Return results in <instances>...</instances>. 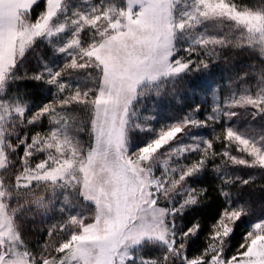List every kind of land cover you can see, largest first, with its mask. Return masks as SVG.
I'll list each match as a JSON object with an SVG mask.
<instances>
[{
  "label": "snow or ice",
  "instance_id": "obj_1",
  "mask_svg": "<svg viewBox=\"0 0 264 264\" xmlns=\"http://www.w3.org/2000/svg\"><path fill=\"white\" fill-rule=\"evenodd\" d=\"M0 264H264V0H0Z\"/></svg>",
  "mask_w": 264,
  "mask_h": 264
}]
</instances>
